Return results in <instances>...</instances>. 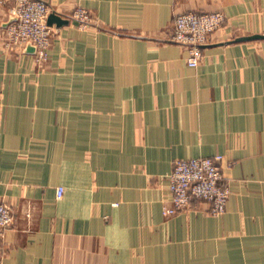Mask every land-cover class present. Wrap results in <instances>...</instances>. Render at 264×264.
I'll list each match as a JSON object with an SVG mask.
<instances>
[{
	"label": "crops",
	"instance_id": "1",
	"mask_svg": "<svg viewBox=\"0 0 264 264\" xmlns=\"http://www.w3.org/2000/svg\"><path fill=\"white\" fill-rule=\"evenodd\" d=\"M41 1L92 22L38 65L2 49L0 0V264H264V0ZM188 11L226 18L195 68L168 39ZM215 155L225 213L165 216L173 162Z\"/></svg>",
	"mask_w": 264,
	"mask_h": 264
},
{
	"label": "built area",
	"instance_id": "2",
	"mask_svg": "<svg viewBox=\"0 0 264 264\" xmlns=\"http://www.w3.org/2000/svg\"><path fill=\"white\" fill-rule=\"evenodd\" d=\"M10 15L14 19L5 29L2 49L5 52L17 51L25 54L28 45L34 47L33 54L38 65L45 63L54 36L55 26L47 23L51 13L75 23L83 29L91 22V14L83 8H76L69 16H64L41 0H12ZM226 23L222 12L188 11L174 16L169 41L187 51V65H199L204 48L210 43L213 34ZM223 156L177 159L167 176L169 206L163 207L165 216H174L186 211L193 201L207 205L211 216L225 213L231 195L228 185L223 183ZM63 188L58 187L56 198L63 197ZM13 207L0 198V258L4 248L5 233L14 224Z\"/></svg>",
	"mask_w": 264,
	"mask_h": 264
},
{
	"label": "water",
	"instance_id": "3",
	"mask_svg": "<svg viewBox=\"0 0 264 264\" xmlns=\"http://www.w3.org/2000/svg\"><path fill=\"white\" fill-rule=\"evenodd\" d=\"M14 19H11V22ZM47 23L49 26H55L56 28H60L62 26L68 25L69 21L63 19L60 15L56 14V13H51L48 17ZM240 41L239 39L236 40V42ZM207 47V46H206ZM35 49L34 47H32L31 45H28L26 48V54H34Z\"/></svg>",
	"mask_w": 264,
	"mask_h": 264
},
{
	"label": "rangeland",
	"instance_id": "4",
	"mask_svg": "<svg viewBox=\"0 0 264 264\" xmlns=\"http://www.w3.org/2000/svg\"><path fill=\"white\" fill-rule=\"evenodd\" d=\"M49 58V57H48ZM48 60V59H47Z\"/></svg>",
	"mask_w": 264,
	"mask_h": 264
}]
</instances>
